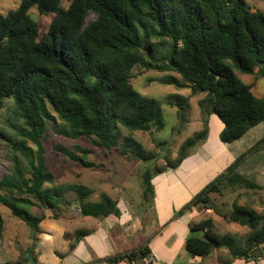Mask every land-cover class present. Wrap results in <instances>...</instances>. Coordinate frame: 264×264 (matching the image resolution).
I'll list each match as a JSON object with an SVG mask.
<instances>
[{
  "label": "trees",
  "instance_id": "obj_1",
  "mask_svg": "<svg viewBox=\"0 0 264 264\" xmlns=\"http://www.w3.org/2000/svg\"><path fill=\"white\" fill-rule=\"evenodd\" d=\"M63 1L21 0L16 9L0 15V108L11 100L14 115L21 121L15 126L17 138L0 133L12 150V167L0 178V189L6 190L0 194V203L32 231V242L19 259L4 264H37L39 224L46 216L36 215L31 208L51 211L49 217L58 219L63 215L59 205L68 192L76 193L74 206L83 217L120 216L117 200L105 195L93 200L85 185L48 186L54 175L46 164L42 140L48 125L55 128L60 121L56 132L64 137L87 138L107 151L120 145L122 155L150 158L130 133L162 127L160 102L133 88L135 65L176 72L182 83L175 76H168L163 83L188 87L191 94H205L198 101L204 127L182 143L176 158L166 161L156 173L176 170L202 145L208 134L205 116L209 113L224 123L219 132L223 143L240 139L264 121V97L254 95L251 85L236 74L264 76V11L251 10L246 0H67V7ZM31 8L40 14H53L45 32L39 31ZM175 105L182 123L183 104L176 101ZM60 148L83 168L94 166L87 160L90 148L76 146L78 153ZM263 149L264 137L174 210L171 220L211 209L248 229L244 245L234 248L231 236L213 230L211 217L191 221L184 249L192 257L206 256L223 246L234 257L256 260L260 256L263 216L239 200H251L264 186L237 168L250 153ZM153 176L148 169L142 174L145 201L154 195ZM225 192L233 195L231 202H218ZM65 210L64 215L71 216L69 208ZM87 233L77 230L75 241ZM73 248L74 243L69 251ZM150 254L146 243L102 258L92 256L91 261L81 264H116Z\"/></svg>",
  "mask_w": 264,
  "mask_h": 264
},
{
  "label": "rangeland",
  "instance_id": "obj_2",
  "mask_svg": "<svg viewBox=\"0 0 264 264\" xmlns=\"http://www.w3.org/2000/svg\"><path fill=\"white\" fill-rule=\"evenodd\" d=\"M20 1L0 0V15H5L8 11L16 9ZM246 2L251 10L264 11L263 0H246ZM62 5L63 7H67L68 1L64 0ZM30 14L38 23L39 31L41 33L45 32L48 29L53 14H40L36 8H31ZM132 74L131 82L133 88L142 95L155 98L160 102L159 109L162 127L158 130L152 129L151 132L136 131L130 133L131 136L129 135L133 138L136 145H140L151 156L150 158L137 159L133 157L134 154L132 155L130 153L122 155L119 148L120 145L116 149L107 151L106 149L95 147L87 138L70 139L64 137L56 132V129L60 128V121H57L55 128L50 124L48 125L42 143L45 148L44 156L46 164L54 175L53 183L48 186L61 185L60 187L64 188L70 184L85 185L90 189V197L93 200H98L103 195L108 196L112 200H117L120 215L121 210L125 207L131 216L133 215L140 219L146 216L149 221L153 215H156L155 208L153 207L155 190L151 201H145L143 198L142 174L148 169L154 173L153 181L157 177H160L162 180L164 177L163 174L168 171L164 170V172L156 173V169H163L166 161H173L176 158L179 146L204 127L198 101L205 94H191L188 87H177L173 84L163 83L168 76H175L181 83L183 82L180 75L173 71L146 70L141 65H135L132 68ZM236 74L243 83L251 85L254 95L264 97V76L242 74L238 71H236ZM176 101L183 104L182 111L184 118L182 123H179L177 116ZM205 120L208 124L207 138L195 151L200 147H204L210 153H218V161H220L221 156L229 159L227 165L233 162L238 155L252 147L259 139L264 137L263 121L250 128L240 139L223 143L219 139V132L224 126L223 121L214 113L207 114ZM20 122L14 115L12 101L7 100L6 105L0 108V133H5L13 139L17 138V128L15 126ZM123 133L127 134L128 132L127 130H123ZM164 141L166 144H159ZM29 143L32 144L31 142ZM76 146L86 147L92 150L87 156V160L94 164L92 168H83L76 161L71 160L60 148H66L67 150L78 153L75 149ZM220 146L221 151L218 152L217 150ZM33 147L36 149V146L33 145ZM11 155L12 150L9 143L0 135V178L12 167ZM19 157L21 158V155ZM216 164L220 166L218 163ZM237 171L264 186V149L250 153L237 168ZM160 185H162V181ZM5 193L6 190L0 189L1 195ZM76 197L75 192H68L63 195V202L59 205L63 215L66 212L65 209L69 208L72 221L65 219L63 215L59 216V221H57L58 225L65 226L72 231L87 229L92 225L93 220H95L94 217H88L87 222L80 220L83 216L79 215L78 210L74 206ZM218 199V202L225 201L230 203L233 195L225 192V196L219 197ZM67 202L70 204L67 205ZM239 203L253 207L263 216L264 221V191L253 195L251 200L250 198L243 197L239 200ZM31 210L36 215L42 213L45 216L51 215V211L41 210L37 207H32ZM210 211L207 209L196 211L192 222L210 217L207 213ZM210 214L215 219L213 226L215 232L231 236L234 240V248L244 245L248 230L247 227L239 225L238 223L228 222L212 211ZM0 215L2 218L0 227V264L15 262L19 259L20 254L31 244L32 231L22 220L14 217L10 213V210L1 203ZM171 218L172 215L169 219L171 220ZM189 231L187 236L190 233ZM197 233L200 234L201 231H197ZM222 248L228 250L227 246H223ZM259 251L260 256L256 257L255 261L258 264H264V244L260 246ZM221 256H223L222 253ZM223 257L229 258L230 255ZM239 258L243 259V257ZM250 260L252 261V259Z\"/></svg>",
  "mask_w": 264,
  "mask_h": 264
},
{
  "label": "crops",
  "instance_id": "obj_3",
  "mask_svg": "<svg viewBox=\"0 0 264 264\" xmlns=\"http://www.w3.org/2000/svg\"><path fill=\"white\" fill-rule=\"evenodd\" d=\"M220 149L221 146L217 151L220 152ZM217 156L218 153H210L200 147L186 157L176 170L163 174L162 180L160 177L154 181L152 179L155 190L153 207L156 215L149 221L146 216L141 219L131 216L127 208L123 207L117 219L94 218L89 228L79 229L87 230L88 233L75 241L76 230L60 226L57 224L59 219L46 216L39 224L40 233L35 249L37 264H81L91 261L92 256L102 258L139 248L146 243L151 250L149 257L137 258L134 261L122 260L116 264H258L255 260L234 257L229 250L222 247L211 250L206 256L192 257L184 249V241L189 231L188 224L193 221L196 211L174 220L169 219L175 209L186 203L227 166L229 159L221 156L218 161ZM215 161L220 166H217ZM211 211L207 212L208 216L215 222ZM63 217L72 221L71 216ZM88 217L90 216L80 220L87 222ZM73 243L74 248L69 251ZM221 253L230 257H220Z\"/></svg>",
  "mask_w": 264,
  "mask_h": 264
}]
</instances>
